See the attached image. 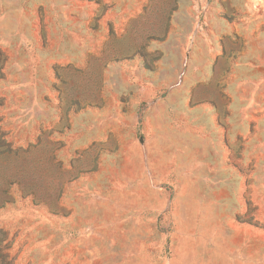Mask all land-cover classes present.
<instances>
[{
    "label": "rangeland",
    "instance_id": "1",
    "mask_svg": "<svg viewBox=\"0 0 264 264\" xmlns=\"http://www.w3.org/2000/svg\"><path fill=\"white\" fill-rule=\"evenodd\" d=\"M0 264H264V0H0Z\"/></svg>",
    "mask_w": 264,
    "mask_h": 264
},
{
    "label": "crops",
    "instance_id": "2",
    "mask_svg": "<svg viewBox=\"0 0 264 264\" xmlns=\"http://www.w3.org/2000/svg\"><path fill=\"white\" fill-rule=\"evenodd\" d=\"M156 129L158 133H160V139H165L167 140L168 137H170V155H171V144L174 142V138L176 137H180L182 134V130L180 131V129H176L174 127V121L172 118H170V122L167 121L166 123H163L162 121L160 122H156ZM159 139V138H156V140ZM159 141V140H158ZM135 157L134 158H130L128 161H127V169L128 172L127 174L130 175L129 178L130 180H141L142 179V170H144L145 174L147 175L146 177H148V180L150 179V182L149 184L153 185L155 184L154 182H157V181H154V173L153 171H151V169L149 170L150 168V165H151V160L149 158L150 156V151H148V148H144L143 146H141L138 150H136V153H135ZM152 156V155H151ZM168 156V154H167ZM157 158V157H156ZM155 158V159H156ZM156 163L158 164V162L156 161ZM161 164H166V165H169L170 164V161L169 159H166V161H162L160 162ZM137 174V175H136ZM171 175V173H170Z\"/></svg>",
    "mask_w": 264,
    "mask_h": 264
}]
</instances>
